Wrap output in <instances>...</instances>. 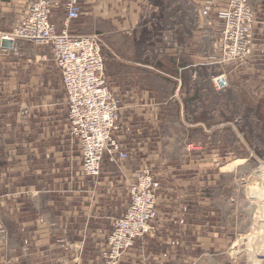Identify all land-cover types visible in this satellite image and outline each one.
<instances>
[{
  "label": "crops",
  "instance_id": "crops-1",
  "mask_svg": "<svg viewBox=\"0 0 264 264\" xmlns=\"http://www.w3.org/2000/svg\"><path fill=\"white\" fill-rule=\"evenodd\" d=\"M30 1L0 0V34L8 33L6 27L11 29L23 18ZM226 1L78 0L80 14L69 24L68 30L77 35L101 36L106 82L122 99L119 128L114 135L127 157L112 160L104 155L96 177L82 172L80 145L70 132L61 74L50 48L32 44L34 53L31 55L20 54L18 59L7 60L15 69L7 73L5 79L21 87L24 83L27 88L32 87L30 95L34 101L29 103L28 95L26 103L20 102L15 112L21 123L20 176L22 180L24 170L27 175L28 155L34 151L38 209L41 194L45 197L42 224H50L56 238L68 244V252L60 255V264L168 263V256L147 249L145 243L149 244L151 233L135 239L133 246L117 259L107 257L108 237L115 220L124 215L129 204V188L136 173L149 165L153 168L155 148L167 147L168 142L170 146L177 145L173 136L164 133L168 122L163 115L171 111L165 107V101L187 98V92L193 95L194 91L199 97L203 96L205 70H212L209 65L218 64L215 52L219 51V37L215 43L213 37L220 33L218 8ZM62 12L59 11L61 18L55 22L59 29L64 23ZM206 42L215 49L209 61H205L204 56ZM23 44L14 41L11 48L5 49L10 55L21 50ZM206 79L209 83L210 75ZM34 104L41 113L40 121L31 122L29 106ZM180 112L183 113V109ZM198 124L196 120L197 130ZM195 143L183 141L181 146L200 147L197 141ZM164 161L165 158L160 157L159 163ZM188 161L189 164L183 163L178 168L169 167V172L153 171L149 166L154 178L161 182L160 194L182 197L193 194L194 180H198L205 167L198 156ZM193 167L195 173L191 174ZM43 182L41 186L45 187H40L38 183ZM178 209L184 210L181 205ZM167 214L170 216L171 212ZM165 220L173 221L171 217ZM176 221L183 219L179 216ZM87 244H91L89 250H85ZM203 256L204 253H200L195 263L190 264H201L198 259ZM169 258L179 259L177 264H189L187 260L194 259L187 252L172 254Z\"/></svg>",
  "mask_w": 264,
  "mask_h": 264
},
{
  "label": "rangeland",
  "instance_id": "rangeland-1",
  "mask_svg": "<svg viewBox=\"0 0 264 264\" xmlns=\"http://www.w3.org/2000/svg\"><path fill=\"white\" fill-rule=\"evenodd\" d=\"M248 3L253 16L250 54L241 60L224 62L219 51L216 53L206 42L205 61L211 60L208 57L215 52L218 64L211 63L209 67L213 69L205 70L203 96L194 91L193 95L187 92V98L165 101V107L171 111L163 115L168 122L164 133L173 136L177 145L170 146L168 142L167 147L155 148L156 161L153 168L149 166L153 171L169 172V167L189 164V159L198 156L205 167L199 174L202 179L194 180L193 194L182 197L160 194L161 182L147 166L158 188L156 218L150 242L145 244L147 249L168 256L167 264L179 263V259L169 258L179 252L194 258L187 260L189 264L195 263V257L202 252L203 258L198 259L201 264H264V212H260L264 209V0ZM59 11L64 9H57L54 22L61 18ZM15 25L5 30L10 32ZM218 37L220 44V33L213 40L217 42ZM15 42L24 44L10 55L0 46V264H60V255L68 252V244L56 238L50 224H42L45 197L41 194L38 209L34 151L28 155L27 175L24 170L22 180L20 176L21 123L15 112L20 102L26 103L32 87L27 88L25 83L21 87L6 80L5 75L15 69L7 63L8 59L31 55L34 48L24 40ZM102 54L105 63L103 49ZM219 77L224 78L225 86L217 84ZM30 97L32 103L34 98ZM119 100L121 116L122 99ZM35 105L29 106L31 122L40 121L41 113ZM182 140L194 145L197 141L200 147H182ZM160 157L165 161L159 163ZM191 170V174L195 173L194 167ZM44 183L38 184L45 187L41 186ZM179 216L183 221L174 222ZM166 217L173 221L166 222ZM90 248L91 244H87L85 250Z\"/></svg>",
  "mask_w": 264,
  "mask_h": 264
},
{
  "label": "built area",
  "instance_id": "built-area-1",
  "mask_svg": "<svg viewBox=\"0 0 264 264\" xmlns=\"http://www.w3.org/2000/svg\"><path fill=\"white\" fill-rule=\"evenodd\" d=\"M60 7L64 9V23L58 29L54 14ZM79 14L78 0H31L23 18L10 32L1 33L0 40H24L50 48L61 74L70 132L80 145L82 172L96 177L104 155L115 160L127 154L114 135L119 128L121 104L106 82L103 39L99 34L77 35L68 30ZM218 16L222 24L220 60L246 58L253 20L248 0H227L218 8ZM157 188L158 182L148 168L136 173L129 189L130 203L124 215L115 220L108 237V258L117 259L135 239L151 233Z\"/></svg>",
  "mask_w": 264,
  "mask_h": 264
},
{
  "label": "water",
  "instance_id": "water-1",
  "mask_svg": "<svg viewBox=\"0 0 264 264\" xmlns=\"http://www.w3.org/2000/svg\"><path fill=\"white\" fill-rule=\"evenodd\" d=\"M13 42H14V41L11 40V39L2 38V39L0 40V46H1L2 48H11V47L13 46ZM217 84H218L220 87H223V86L226 85V82H225V80H224L223 77H219V78H217Z\"/></svg>",
  "mask_w": 264,
  "mask_h": 264
},
{
  "label": "bare ground",
  "instance_id": "bare-ground-1",
  "mask_svg": "<svg viewBox=\"0 0 264 264\" xmlns=\"http://www.w3.org/2000/svg\"><path fill=\"white\" fill-rule=\"evenodd\" d=\"M263 196H264V194H263ZM257 200V199H256ZM260 202V201H259ZM260 207V206H259ZM263 207H264V205H263ZM260 212H264V209L263 208H261V210H260ZM264 242V241H263ZM263 247H264V244H263ZM262 250H264V248H262Z\"/></svg>",
  "mask_w": 264,
  "mask_h": 264
}]
</instances>
